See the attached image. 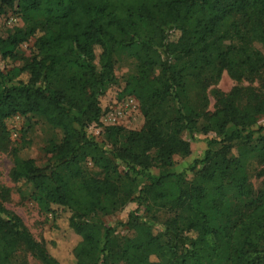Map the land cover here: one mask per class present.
I'll use <instances>...</instances> for the list:
<instances>
[{"label": "trees", "instance_id": "1", "mask_svg": "<svg viewBox=\"0 0 264 264\" xmlns=\"http://www.w3.org/2000/svg\"><path fill=\"white\" fill-rule=\"evenodd\" d=\"M16 4L25 25L0 33V55L16 59L36 39L20 67L0 69V153L10 149L6 121L14 116L37 113L64 130L47 146V165L15 156L10 177L35 185L43 211L71 214L81 238L73 264H264V181L255 189L248 166L258 159L264 176V126L255 128L264 117V88L218 90L214 110L207 94L224 71L264 82V52L255 47L264 46V0H0V14ZM124 49L137 61L126 91L140 100L145 125L107 127L99 142L87 128L100 121V96L116 82L114 56ZM200 120L216 137L189 178L173 169L175 156L191 154L183 134L199 131ZM88 160L102 176L86 170ZM9 197L0 187V264H27L28 254L60 264L7 207ZM136 199L148 220L136 211L125 223H105ZM163 210L174 215L156 232ZM119 226L136 236L121 241Z\"/></svg>", "mask_w": 264, "mask_h": 264}, {"label": "rangeland", "instance_id": "2", "mask_svg": "<svg viewBox=\"0 0 264 264\" xmlns=\"http://www.w3.org/2000/svg\"><path fill=\"white\" fill-rule=\"evenodd\" d=\"M24 25L25 20L17 4L6 8L0 14V33L4 37L14 28ZM178 35L179 32L177 30L171 31V39L177 38ZM35 39V37L31 38L29 42L19 48V57L16 59L3 58L0 55V69L7 73L20 67L23 64V58L31 55ZM229 44V41L224 42L223 48H227ZM255 47L264 52V46L261 43H255ZM101 52V47L96 46L94 63L98 68L100 67ZM114 64L116 82L110 84L100 96V106L102 108L100 121L87 128L89 136L99 142H104V134L107 127L120 126L127 132L141 130L145 125V116L140 100L126 91L129 77L138 73L136 59L129 49H124L115 54ZM160 70V67H156L154 70L155 74L159 73ZM250 85L259 89L264 88V82L259 78L254 81L246 79L238 81L228 71H224L220 80L207 90L210 102L209 109L214 110L217 101L216 92L218 90L229 93L236 87H247ZM6 123L10 132V149L0 153V187L10 189V197L6 205L22 218L38 241L46 243L48 249L60 264H73V250L81 238L69 225L71 214L62 208L57 212V215L52 211H43L33 196L36 190L35 185L33 183H15L10 177L15 156L21 159L32 158L40 167L47 165L50 158V155L46 152L47 146L51 141L60 142L64 136V130L49 124L44 116L37 113H31L26 116H14L8 119ZM205 124V120H200L198 123L199 131L194 133V135H189L188 132L183 134V138L191 144V154L188 156H175L173 169L176 172L187 171L189 178L193 177V172L190 168H192L196 160H201L204 157L208 149L209 140L216 137L215 132L205 133L202 131ZM258 126H264V117L259 119L255 128H258ZM107 147H111V145H107ZM237 153L234 149L231 157H236ZM257 160L251 159L248 166L250 180L254 188L260 189L263 186L264 176L259 177L257 174V170L262 168ZM84 166L92 175H103V172L89 160L84 163ZM153 172L158 174L157 169H154ZM136 211L141 217L148 220L149 215L145 212L144 205L140 200L136 199L130 202L123 210L106 216L104 221L109 226H117L119 222H127L129 213ZM173 215L174 213L167 210L157 213L156 232L163 231L164 223ZM117 233L121 241L124 237L134 238L136 236V232L126 226H119ZM195 235V233L191 234V236ZM25 259L27 264H41L30 254L26 255ZM151 259L156 260V257L152 256Z\"/></svg>", "mask_w": 264, "mask_h": 264}]
</instances>
